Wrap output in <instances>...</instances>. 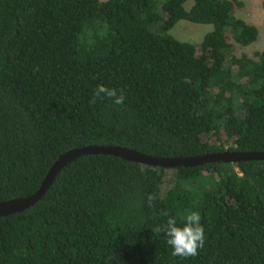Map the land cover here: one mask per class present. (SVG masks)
<instances>
[{
	"label": "trees",
	"instance_id": "trees-1",
	"mask_svg": "<svg viewBox=\"0 0 264 264\" xmlns=\"http://www.w3.org/2000/svg\"><path fill=\"white\" fill-rule=\"evenodd\" d=\"M239 7L0 0V202L31 195L60 154L88 145L156 157L264 151V48L233 54L258 37ZM179 21L212 30L181 42L168 34ZM98 84L123 89V105L90 104ZM165 211L178 225L200 213L198 256L173 257L152 232ZM0 264H264V161L163 169L79 157L33 206L0 217Z\"/></svg>",
	"mask_w": 264,
	"mask_h": 264
},
{
	"label": "water",
	"instance_id": "water-1",
	"mask_svg": "<svg viewBox=\"0 0 264 264\" xmlns=\"http://www.w3.org/2000/svg\"><path fill=\"white\" fill-rule=\"evenodd\" d=\"M109 155L124 161L149 167L174 169L197 167L210 163L237 164L245 161H264V151H218L188 157H156L116 145H88L70 149L60 154L52 163L37 190L29 196L0 202V217L22 212L38 202L48 190L58 173L75 159L85 155Z\"/></svg>",
	"mask_w": 264,
	"mask_h": 264
},
{
	"label": "clouds",
	"instance_id": "clouds-1",
	"mask_svg": "<svg viewBox=\"0 0 264 264\" xmlns=\"http://www.w3.org/2000/svg\"><path fill=\"white\" fill-rule=\"evenodd\" d=\"M108 99L114 105H123L125 101V92L123 89L111 88L103 84H98L89 100V103L95 105L98 100ZM149 206L156 199L155 195L150 194L147 197ZM162 216H168L166 222L157 225L152 232L156 234L163 233L166 244L171 249L173 257L191 258L199 255V251L205 243V229L201 224V215L197 211H191L181 219L182 225H178L177 219L168 212H161Z\"/></svg>",
	"mask_w": 264,
	"mask_h": 264
},
{
	"label": "rangeland",
	"instance_id": "rangeland-1",
	"mask_svg": "<svg viewBox=\"0 0 264 264\" xmlns=\"http://www.w3.org/2000/svg\"><path fill=\"white\" fill-rule=\"evenodd\" d=\"M104 1V0H101ZM241 3V7L236 8L234 15L237 18L242 19L247 24L252 25L258 30V37L254 43L247 47H240L237 44H233V54L240 56L242 54L249 58H256V55L264 48V8L262 6V0H237ZM190 4L186 5V8ZM212 30L211 25L194 24L186 21H179L169 32L178 41L188 42L194 45H198L203 39L204 35ZM224 141V138H222ZM235 142L233 140L225 143V148L233 146Z\"/></svg>",
	"mask_w": 264,
	"mask_h": 264
}]
</instances>
